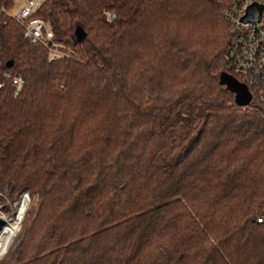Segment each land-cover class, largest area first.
<instances>
[{"label":"trees","instance_id":"1","mask_svg":"<svg viewBox=\"0 0 264 264\" xmlns=\"http://www.w3.org/2000/svg\"><path fill=\"white\" fill-rule=\"evenodd\" d=\"M231 1L44 0L49 61L0 0V199H29L0 264H264V114L219 81Z\"/></svg>","mask_w":264,"mask_h":264},{"label":"built area","instance_id":"2","mask_svg":"<svg viewBox=\"0 0 264 264\" xmlns=\"http://www.w3.org/2000/svg\"><path fill=\"white\" fill-rule=\"evenodd\" d=\"M44 0H14L9 15L16 21L23 37L31 44L42 46L47 60L54 61L68 56L69 52L53 42L49 23L33 16ZM251 5L259 11L248 14ZM113 16H108L111 19ZM228 23L229 39L223 57L226 73L233 75L248 90L251 99L264 114V0H232L223 11ZM9 77V75H5ZM11 82L17 92L21 85L19 76H13ZM256 222H264V208L256 217Z\"/></svg>","mask_w":264,"mask_h":264},{"label":"rangeland","instance_id":"3","mask_svg":"<svg viewBox=\"0 0 264 264\" xmlns=\"http://www.w3.org/2000/svg\"><path fill=\"white\" fill-rule=\"evenodd\" d=\"M61 22L63 26L67 25L65 14H61ZM28 203H29V199L26 193H22L17 200H13V201H9L8 199L5 198L0 199V218L8 220L12 224H17L16 230L13 232L11 236L12 238L17 233L21 225V222L25 215V211L27 210L29 205ZM11 237L8 242L9 244L7 243L6 248L2 251L1 254L4 255L7 252L9 245L11 244L12 241ZM2 256H0V259Z\"/></svg>","mask_w":264,"mask_h":264},{"label":"water","instance_id":"4","mask_svg":"<svg viewBox=\"0 0 264 264\" xmlns=\"http://www.w3.org/2000/svg\"><path fill=\"white\" fill-rule=\"evenodd\" d=\"M259 11V7L255 5H251L247 8L246 16L243 19H248V14H253V18L256 16L255 13ZM78 37V32H75L72 38ZM8 65V64H6ZM219 81L223 84L229 92L234 94V102L239 106H247L251 99V96L246 89V87L236 81L232 76L227 73H220Z\"/></svg>","mask_w":264,"mask_h":264},{"label":"bare ground","instance_id":"5","mask_svg":"<svg viewBox=\"0 0 264 264\" xmlns=\"http://www.w3.org/2000/svg\"><path fill=\"white\" fill-rule=\"evenodd\" d=\"M16 227L17 224H12L10 223V221L0 218V254L6 248V245L9 242L10 237L12 236L13 232L16 230Z\"/></svg>","mask_w":264,"mask_h":264}]
</instances>
